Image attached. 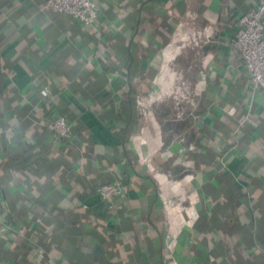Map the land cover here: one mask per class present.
Listing matches in <instances>:
<instances>
[{"label":"crops","instance_id":"obj_1","mask_svg":"<svg viewBox=\"0 0 264 264\" xmlns=\"http://www.w3.org/2000/svg\"><path fill=\"white\" fill-rule=\"evenodd\" d=\"M46 1L0 0V264H264V94L230 44L258 0H95L97 27Z\"/></svg>","mask_w":264,"mask_h":264},{"label":"built area","instance_id":"obj_2","mask_svg":"<svg viewBox=\"0 0 264 264\" xmlns=\"http://www.w3.org/2000/svg\"><path fill=\"white\" fill-rule=\"evenodd\" d=\"M43 10L72 18L85 27H97L99 21V8L95 0H47ZM239 24L240 27L230 42L232 55L243 63L252 89L264 94V0H258L257 6L244 14ZM216 35L219 36L218 30L206 34L204 43L213 42V37ZM197 93L198 88L190 80L179 78L169 82L164 88V95L174 102L172 122L196 118L199 106ZM40 94L44 98L49 96L47 89L40 90ZM234 112L235 110L231 109L230 113ZM46 127L62 138H68L71 135V127L62 116L47 122ZM125 191V186L120 180L103 184L97 189L102 201L109 203L110 210L119 207L116 198L124 195ZM11 231L12 227L3 222L0 217V236Z\"/></svg>","mask_w":264,"mask_h":264},{"label":"trees","instance_id":"obj_3","mask_svg":"<svg viewBox=\"0 0 264 264\" xmlns=\"http://www.w3.org/2000/svg\"><path fill=\"white\" fill-rule=\"evenodd\" d=\"M108 184H109V183H108ZM102 185H103V184H102ZM99 186H101V185H98V186L96 187V190L98 189ZM106 204H107V207H108V206H109V205H108L109 203L106 202Z\"/></svg>","mask_w":264,"mask_h":264}]
</instances>
